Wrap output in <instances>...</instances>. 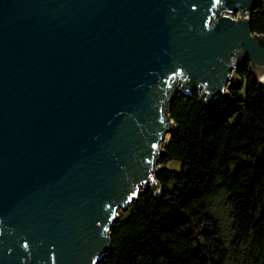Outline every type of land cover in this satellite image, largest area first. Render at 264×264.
Masks as SVG:
<instances>
[{"label": "water", "instance_id": "95a60500", "mask_svg": "<svg viewBox=\"0 0 264 264\" xmlns=\"http://www.w3.org/2000/svg\"><path fill=\"white\" fill-rule=\"evenodd\" d=\"M262 4L0 0V264L104 261L119 213L162 193L177 92L230 101L248 62L263 83Z\"/></svg>", "mask_w": 264, "mask_h": 264}, {"label": "trees", "instance_id": "16d2710c", "mask_svg": "<svg viewBox=\"0 0 264 264\" xmlns=\"http://www.w3.org/2000/svg\"><path fill=\"white\" fill-rule=\"evenodd\" d=\"M264 35V0L251 17ZM241 89L209 107L182 92L169 114L176 130L157 172L162 193L144 189L119 213L112 252L100 264H264V83L250 63L240 68ZM171 162L179 171L167 169ZM230 208L231 254L218 218V199Z\"/></svg>", "mask_w": 264, "mask_h": 264}, {"label": "rangeland", "instance_id": "374dc122", "mask_svg": "<svg viewBox=\"0 0 264 264\" xmlns=\"http://www.w3.org/2000/svg\"><path fill=\"white\" fill-rule=\"evenodd\" d=\"M236 17L238 19L239 16L236 15ZM236 77H237V79L240 78L238 76V74ZM228 90H229V88L227 89V91ZM229 92H230V90H229ZM174 127H175V123H174ZM170 138H171V136H170ZM167 144L168 143H166L165 146H162V148L164 150H165V147L167 146ZM164 154H165V151L156 160V163H155L156 172H158L159 169L163 168L162 159H163ZM166 168L170 169L172 171H179V165L176 162H171L168 166H166ZM213 213L218 218V222L221 226L223 239L226 243V248L228 249V254H231L230 241H231L232 236H233V234H232V217L230 214V208L226 204V202L224 201V198H220L217 200V202L215 203V206H214Z\"/></svg>", "mask_w": 264, "mask_h": 264}, {"label": "bare ground", "instance_id": "6f19581e", "mask_svg": "<svg viewBox=\"0 0 264 264\" xmlns=\"http://www.w3.org/2000/svg\"><path fill=\"white\" fill-rule=\"evenodd\" d=\"M261 79H262V81H263V83H264V76H263ZM169 125L174 127V123H173L172 120H169ZM170 134L172 135L171 132H168L167 134H165V136H164V138H163V140H162V142H161V149H163L162 146H165L166 143L169 142V140H170V136H171Z\"/></svg>", "mask_w": 264, "mask_h": 264}]
</instances>
